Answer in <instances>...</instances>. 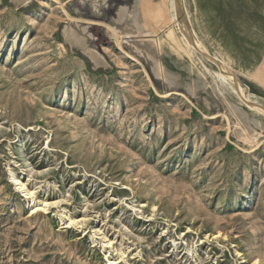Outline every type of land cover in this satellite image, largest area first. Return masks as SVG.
<instances>
[{
	"label": "rangeland",
	"instance_id": "rangeland-1",
	"mask_svg": "<svg viewBox=\"0 0 264 264\" xmlns=\"http://www.w3.org/2000/svg\"><path fill=\"white\" fill-rule=\"evenodd\" d=\"M157 2L0 0V264H264V0Z\"/></svg>",
	"mask_w": 264,
	"mask_h": 264
},
{
	"label": "bare ground",
	"instance_id": "bare-ground-1",
	"mask_svg": "<svg viewBox=\"0 0 264 264\" xmlns=\"http://www.w3.org/2000/svg\"><path fill=\"white\" fill-rule=\"evenodd\" d=\"M164 2H165V4L167 5V7H168V11H171V9H176V0H164ZM148 4H154V5H156L157 6V4H158V2H157V0H148ZM183 5V4H182ZM163 13H164V10H163V8H161V7H159V8H156V10L153 12V14H152V18L151 19H157V18H159L160 16L161 17H163L162 15H163ZM126 17H128L127 16V12L125 11V10H123L122 12H121V14H120V18H121V20L123 19V21L126 19ZM133 18V17H132ZM135 19V18H134ZM164 20L166 21V22H164ZM163 21V24L164 25H166V23L168 22L169 24H170V22L172 21V17L171 16H165V18L162 20ZM135 22H136V20H135ZM161 26H162V23L160 24ZM159 25V26H160ZM186 28V27H185ZM159 29L161 30V28L159 27ZM156 32V31H155ZM188 32V31H187ZM186 32V33H187ZM125 35V34H124ZM187 36V35H186ZM174 37V36H173ZM187 37H189V36H187ZM190 38V37H189ZM189 38H185L184 40H183V42L182 43H180L179 44V49H184V45L186 46V47H190L191 46V44H190V40H189ZM192 43V42H191ZM200 43V42H199ZM204 46V45H203ZM202 46V47H203ZM205 47V46H204ZM205 51V50H204ZM207 51V50H206ZM211 55V54H210ZM158 63V62H157ZM226 65V64H225ZM207 71V70H206ZM217 78L220 80V81H225L226 80V75H224V73L223 74H221V73H219V74H217ZM228 78V77H227ZM234 78V77H233ZM230 79V78H229ZM231 81V80H230ZM233 81H235V80H233ZM233 81H232V83H233ZM238 87V86H237ZM237 87L236 86H234L233 84H230L229 85V93H237L238 92V89H237ZM239 89L240 90H242L243 88H241V86H239ZM240 92V91H239ZM242 94V93H241ZM244 94V93H243ZM245 97V96H244ZM239 99V98H238ZM246 99V98H245ZM225 100V99H224ZM248 100V99H247ZM226 101V100H225ZM228 103V102H227ZM229 104V103H228ZM230 106V105H229ZM231 107V106H230ZM232 109V108H231ZM256 109H258V110H260V108H259V106L258 107H256ZM263 110V109H262ZM264 111V110H263ZM13 179L14 180H16L17 182H19V184H21V187H24L25 186V184H22V183H20V181H19V179L17 178V177H15L14 175H13ZM28 194H30V195H32L33 196V192H31V191H29L28 192ZM31 196V197H32ZM44 204V205H43ZM43 204H41L40 206H42L44 209H46L49 205H51V203H48L47 201H43ZM52 204H54V203H52ZM40 206H35L34 207V210L37 208V210L40 208Z\"/></svg>",
	"mask_w": 264,
	"mask_h": 264
}]
</instances>
